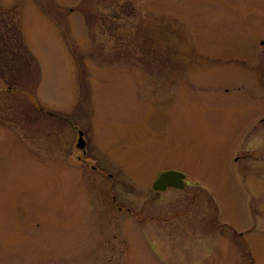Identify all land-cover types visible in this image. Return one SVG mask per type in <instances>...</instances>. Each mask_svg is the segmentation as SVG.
Returning <instances> with one entry per match:
<instances>
[{
    "label": "rangeland",
    "instance_id": "374dc122",
    "mask_svg": "<svg viewBox=\"0 0 264 264\" xmlns=\"http://www.w3.org/2000/svg\"><path fill=\"white\" fill-rule=\"evenodd\" d=\"M0 38V264H264V0H0Z\"/></svg>",
    "mask_w": 264,
    "mask_h": 264
},
{
    "label": "water",
    "instance_id": "95a60500",
    "mask_svg": "<svg viewBox=\"0 0 264 264\" xmlns=\"http://www.w3.org/2000/svg\"><path fill=\"white\" fill-rule=\"evenodd\" d=\"M79 139L77 142V148L83 150L85 147V141L82 139V133H78ZM185 187V176L175 171L162 172L157 180L152 184V190L156 192H164L169 188L183 189Z\"/></svg>",
    "mask_w": 264,
    "mask_h": 264
},
{
    "label": "trees",
    "instance_id": "16d2710c",
    "mask_svg": "<svg viewBox=\"0 0 264 264\" xmlns=\"http://www.w3.org/2000/svg\"><path fill=\"white\" fill-rule=\"evenodd\" d=\"M0 41H1V38H0ZM0 59H2V56H1V55H0ZM0 64L2 65V62H0ZM1 65H0V68H1ZM9 73H10V78H9V79H10V80H9L10 82H7V81H6V84L8 85V88H10L11 85H12V83L15 82V79H13V72L10 71ZM7 80H8V79H7ZM11 81H12V82H11Z\"/></svg>",
    "mask_w": 264,
    "mask_h": 264
},
{
    "label": "flooded vegetation",
    "instance_id": "af4514ba",
    "mask_svg": "<svg viewBox=\"0 0 264 264\" xmlns=\"http://www.w3.org/2000/svg\"><path fill=\"white\" fill-rule=\"evenodd\" d=\"M261 43L263 44L264 42H261ZM79 132H81V131H78V133H79ZM81 133H82V132H81ZM82 139H83V133H82ZM85 144H86V143H85ZM84 148H85V147H84ZM82 151L84 152V149H83ZM186 183H187V182H186V180H185V187H186V185H187ZM169 189H170V188H169ZM154 192H156V191H154ZM157 193H158V192H157Z\"/></svg>",
    "mask_w": 264,
    "mask_h": 264
}]
</instances>
